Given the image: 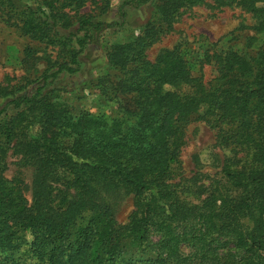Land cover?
<instances>
[{"label":"trees","instance_id":"16d2710c","mask_svg":"<svg viewBox=\"0 0 264 264\" xmlns=\"http://www.w3.org/2000/svg\"><path fill=\"white\" fill-rule=\"evenodd\" d=\"M88 1L0 0L6 25L56 52L36 78L0 82V264H264V47L213 53L217 75L204 83L176 47L153 60L147 49L207 0H125L154 11L139 34L106 50L116 73L99 91L117 107L76 111L48 87L79 68L92 30L117 25L78 14ZM210 1L240 6L264 34V0ZM38 58L24 46V65ZM194 119L225 150L219 176L201 186L173 171ZM9 154L33 168L30 202L22 180L5 176ZM108 191L130 196L125 223L102 202Z\"/></svg>","mask_w":264,"mask_h":264},{"label":"rangeland","instance_id":"374dc122","mask_svg":"<svg viewBox=\"0 0 264 264\" xmlns=\"http://www.w3.org/2000/svg\"><path fill=\"white\" fill-rule=\"evenodd\" d=\"M15 1L30 5L36 3V0ZM124 1H88L78 10V14L89 15L93 22H116L117 25L92 30V41L78 56L79 68L74 73H60L48 87L54 88L55 93L76 111L88 110L110 115L117 107L114 101L105 99L99 91L107 84L105 77L116 73L106 61V50L113 42L124 41L139 34L154 11L153 3L135 7L123 5ZM206 2L185 8L172 29L147 49V56L153 60L163 50L176 47L187 59L193 74L199 76L204 83H209L217 75L213 53L232 49L254 54L253 52L264 47V34L252 29L254 18L240 6L233 4L215 8L210 7V0ZM121 10L125 12L124 17L120 15ZM68 12L74 14L73 10ZM28 43L34 45L37 56L41 59L29 60V65H24L22 51ZM43 49L44 46L23 36L15 25H6L0 19V82L5 85L9 80L7 77L10 78V83L17 80L23 83V77L36 78L47 66L44 56H48V53L52 60L56 58L54 49ZM37 85L38 82L29 83L25 92L32 94ZM4 102L5 100L0 99V109ZM7 112L10 114L13 111L10 109ZM184 140L180 162L173 168L176 181L182 184L194 182L201 186L216 179L225 150L216 146L215 131L202 120L194 119L187 125ZM19 160L16 155H8L5 176L22 180L24 194L30 202L34 171L31 166L22 165ZM101 196L102 202L112 208L117 222L125 223L132 211L130 196L119 191L103 192ZM147 252L151 253L149 250Z\"/></svg>","mask_w":264,"mask_h":264}]
</instances>
